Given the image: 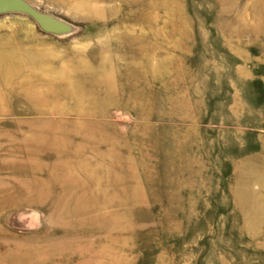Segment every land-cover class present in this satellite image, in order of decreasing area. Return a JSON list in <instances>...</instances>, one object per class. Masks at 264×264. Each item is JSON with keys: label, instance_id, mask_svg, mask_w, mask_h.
I'll return each mask as SVG.
<instances>
[{"label": "rangeland", "instance_id": "1", "mask_svg": "<svg viewBox=\"0 0 264 264\" xmlns=\"http://www.w3.org/2000/svg\"><path fill=\"white\" fill-rule=\"evenodd\" d=\"M24 1L0 264H264V0Z\"/></svg>", "mask_w": 264, "mask_h": 264}, {"label": "water", "instance_id": "2", "mask_svg": "<svg viewBox=\"0 0 264 264\" xmlns=\"http://www.w3.org/2000/svg\"><path fill=\"white\" fill-rule=\"evenodd\" d=\"M4 11L26 13L50 32L63 33L67 32L69 28L63 21L51 15L37 12L24 0H0V12Z\"/></svg>", "mask_w": 264, "mask_h": 264}, {"label": "bare ground", "instance_id": "3", "mask_svg": "<svg viewBox=\"0 0 264 264\" xmlns=\"http://www.w3.org/2000/svg\"><path fill=\"white\" fill-rule=\"evenodd\" d=\"M29 1V0H28ZM124 37L123 35H120ZM118 38V37H117ZM120 38V37H119ZM115 40V38H113ZM128 38H126L127 40ZM130 40V39H129ZM128 40V41H129ZM101 65V64H100ZM91 68V67H90ZM23 66L20 63V59H15V61L12 59V56L9 55V52L0 50V86H7L9 85V81L11 83H14V80H9L10 78L14 77H19L23 75ZM83 70V69H82ZM86 70H90L89 68H86ZM101 70V69H100ZM108 70V68H107ZM80 71V70H79ZM104 71V69H103ZM112 71V70H111ZM108 74V72H107ZM110 75V74H109ZM107 78V76H105ZM22 78V77H20ZM18 81L23 82L21 79ZM21 83V89L20 91H24V85ZM12 92L14 90H11ZM155 99V98H154ZM120 111V110H119ZM84 112V111H83ZM90 112V111H89ZM85 113V112H84ZM126 119V118H125ZM4 147V146H3ZM2 148V147H1ZM32 152V151H31ZM31 154V153H30ZM15 156V155H14ZM38 156V155H37ZM117 164V163H116ZM40 166V165H39ZM125 167V166H124ZM10 168V167H9ZM111 168V167H110ZM13 170V169H12ZM35 170V169H34ZM39 171V170H38ZM89 174V173H88ZM120 174V173H119ZM85 175V174H84ZM90 177V176H89ZM76 181V180H75ZM114 189V187H113ZM100 194V193H99ZM19 201V200H18ZM115 239V238H114ZM112 242V241H111ZM111 244V243H110ZM111 246V245H110ZM114 246V245H112ZM112 254V253H111ZM110 254V255H111ZM116 254V253H115ZM49 260V259H48ZM80 264V263H79Z\"/></svg>", "mask_w": 264, "mask_h": 264}]
</instances>
